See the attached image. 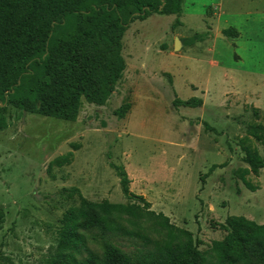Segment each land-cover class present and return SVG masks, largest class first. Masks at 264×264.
Returning <instances> with one entry per match:
<instances>
[{"label": "rangeland", "instance_id": "1", "mask_svg": "<svg viewBox=\"0 0 264 264\" xmlns=\"http://www.w3.org/2000/svg\"><path fill=\"white\" fill-rule=\"evenodd\" d=\"M216 2L183 0V25L176 28L170 14L153 13L131 23L122 37L126 66L121 78L104 104L83 99L75 121L4 106L0 264H49L61 215L78 205L77 196L68 197L64 187H78L92 201H126L107 153L124 165L130 189L191 231L201 251L225 235L228 215L264 223V167L247 175L258 187L254 191L237 172L248 167L239 146L244 123L264 124V0H223V11L211 25L207 16ZM225 24L235 27L238 37L225 35L224 29L208 32L209 25ZM205 33L204 43L188 42ZM175 95L201 97L202 104L175 108ZM126 102L131 106L118 119L115 109ZM258 149L264 158L262 145ZM70 150L71 163L54 167L50 177L49 161ZM212 164L219 166L205 174ZM116 241L151 248L130 237ZM87 245L100 251L89 239Z\"/></svg>", "mask_w": 264, "mask_h": 264}, {"label": "trees", "instance_id": "2", "mask_svg": "<svg viewBox=\"0 0 264 264\" xmlns=\"http://www.w3.org/2000/svg\"><path fill=\"white\" fill-rule=\"evenodd\" d=\"M182 0H0V131L7 127L6 104L43 116L75 121L84 99L104 104L125 69L122 37L135 20L153 13L174 14L172 26L181 23ZM237 37L235 27L223 30ZM206 33L190 38L204 40ZM202 99L175 95L172 105L199 107ZM130 103L115 109L123 118ZM239 140L248 167L237 172L246 187H258L247 175L264 167V124L247 122ZM205 128L217 132L207 123ZM73 149L79 145L72 143ZM108 165L119 178L125 202L92 201L78 187H64L78 205L67 208L56 229L57 243L49 264H264V223L231 214L222 224L226 233L214 239L208 251L197 248L192 232L151 208L144 195L130 189L131 179L122 164L106 154ZM70 150L51 159L47 173L71 163ZM217 164H212V172ZM205 176V175H204ZM203 180V179H201ZM237 191L239 189L237 188ZM3 212L0 211V227ZM154 235V236H152ZM117 237L140 240L145 248L127 247ZM96 244L99 252L87 245Z\"/></svg>", "mask_w": 264, "mask_h": 264}, {"label": "crops", "instance_id": "3", "mask_svg": "<svg viewBox=\"0 0 264 264\" xmlns=\"http://www.w3.org/2000/svg\"><path fill=\"white\" fill-rule=\"evenodd\" d=\"M223 2V0H217V2L215 3V5L212 7V9L210 10V15L209 16H207V19H208V21H209V23L211 24V25H213L214 24V22H213V20H214V18H215V15H216V17L218 16H220V13L223 11V8H222V3ZM182 3H183V0H182ZM182 14H184V10L182 9V12H181V15L179 16V19L182 17ZM170 15H174V14H170ZM175 16V15H174ZM149 17V16H148ZM138 20V19H137ZM145 20V19H144ZM144 20H142V21H144ZM136 21V20H135ZM180 21H181V23L182 24H180V25H178V26H175V28L176 27H180L181 25H183V20L182 19H180ZM134 22V21H133ZM132 22V23H133ZM131 25V24H130ZM211 25H209V28H208V32H215L216 34H218L219 32H220V29H225V28H227V27H230L229 25H226L225 24V26H222L221 28H218L217 26H216V28H212V26ZM237 30V29H236ZM238 31V30H237ZM175 34H178V39H179V42H181L182 43V41L180 40V36H181V34L177 31V30H175ZM209 35V34H208ZM238 35H239V31H238ZM208 37V36H207ZM210 37V36H209ZM238 37V36H237ZM209 38H205L204 40H201V41H195V42H193V43H191V44H194V43H204V41H207ZM173 44L175 45L176 44V41H175V39H174V41H173ZM201 98V97H200Z\"/></svg>", "mask_w": 264, "mask_h": 264}, {"label": "water", "instance_id": "4", "mask_svg": "<svg viewBox=\"0 0 264 264\" xmlns=\"http://www.w3.org/2000/svg\"><path fill=\"white\" fill-rule=\"evenodd\" d=\"M221 36H223L222 34H220Z\"/></svg>", "mask_w": 264, "mask_h": 264}]
</instances>
